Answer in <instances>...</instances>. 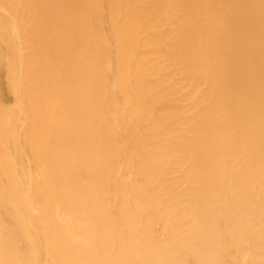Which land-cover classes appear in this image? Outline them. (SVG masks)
I'll return each mask as SVG.
<instances>
[{
    "label": "bare ground",
    "instance_id": "bare-ground-1",
    "mask_svg": "<svg viewBox=\"0 0 264 264\" xmlns=\"http://www.w3.org/2000/svg\"><path fill=\"white\" fill-rule=\"evenodd\" d=\"M0 264H264V0H0Z\"/></svg>",
    "mask_w": 264,
    "mask_h": 264
}]
</instances>
